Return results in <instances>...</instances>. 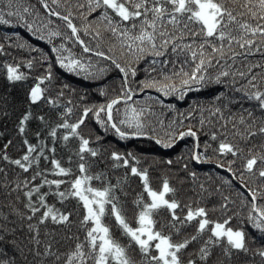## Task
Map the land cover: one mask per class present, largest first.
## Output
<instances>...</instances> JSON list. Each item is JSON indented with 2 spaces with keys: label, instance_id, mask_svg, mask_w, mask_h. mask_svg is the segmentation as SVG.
<instances>
[{
  "label": "snow or ice",
  "instance_id": "obj_1",
  "mask_svg": "<svg viewBox=\"0 0 264 264\" xmlns=\"http://www.w3.org/2000/svg\"><path fill=\"white\" fill-rule=\"evenodd\" d=\"M40 3L49 16L57 17L70 30V34H63L64 42L59 46L54 45L51 49L55 54V63L66 72L83 75L85 79L97 77L108 70L100 68L94 71L95 65L90 60L85 64L76 58L66 46L67 42H72L79 45L83 53H92L114 66L122 74L121 87L119 92L111 97L107 86L97 89L99 95L105 98V102L84 106L82 114L73 122L71 118L75 106L71 100L67 103L61 102L69 85L63 84L56 96L49 94L51 88L48 85L54 81L51 64L45 75L35 77V83L25 93L23 101L25 107L17 117L16 123V131L22 138L23 154L16 159L10 158L7 150L12 145V140L4 144V151L0 154V158L19 168L22 173L32 172L30 178L27 176L23 180L18 178L15 187L9 192V195L12 192H22L23 199L17 195L16 200L22 203L23 208L9 204L10 213H0L3 218V222H0V245L5 246L0 247V264H209L217 248L220 249V255L213 264H236L233 256H239L241 253L258 256L259 264H264V142L251 144L256 137L264 141V117L255 118L252 110L245 109L247 118L243 114L238 119L234 115L225 118L220 107L212 106L225 98L224 93L214 97L212 105L207 109L203 104L200 106L201 113L207 110L209 117L218 115L219 120L223 121L221 128L224 131L219 134L212 131L209 140L212 142L219 140L218 148L213 149V152L222 156L231 155L232 159L227 161L226 168L233 179L239 174L237 196L241 207L247 208L244 217H241L239 212L227 215L229 205L235 204L236 201L221 194L223 203L219 205V210L226 216L222 221L210 218V211H216V208L211 210L203 206L193 208L191 204L182 208L181 202L176 198L177 188L172 185L167 175L163 176L160 187L154 189L149 169L140 167L141 161L132 151L122 153L111 150L107 159H102L109 150L93 146L100 145L102 138L96 136L93 141L91 134L85 136L81 132L86 118L91 114L104 132H111L122 141L148 137L167 149L172 148L177 140L192 137L195 143L188 149L189 159L208 162L210 158L207 156V149L211 144L205 141V151L201 152L199 136L191 126L179 132L172 128L165 133L164 138L156 134V129L151 127L145 115L152 112L151 105L146 102L149 100H155L160 104L163 102L159 97L151 96L146 97L144 102L134 100L136 90L132 87V81L137 75L134 62L139 63L145 57L151 56L153 71L157 64L167 66L172 63L174 66L171 74L162 69L159 78L139 81L137 84L139 92L154 89L161 96L175 95L183 100L194 88L199 90L210 82L219 84L222 79L227 80L229 76L233 77L234 87L237 73L230 71L231 65L221 66V70L215 76L208 75V69L213 66L214 56L207 54L206 49L210 48L212 54L223 58L225 41L229 48L234 41L241 48L246 46L250 48L255 41L247 37L249 35L255 37L257 34L264 37V24L253 27L248 22L241 23L222 0H87L89 13L101 9L98 20L119 40L123 49L121 55L130 57L127 62L121 63L108 54L112 49L106 53L85 44L79 35L80 29L73 23L71 12L62 14L60 11L50 9L46 0H40ZM52 4L59 6V0H52ZM79 7L83 8L84 5L81 4ZM244 7L253 20L264 21V0H255L254 3L248 0ZM32 14L33 8L19 3L18 0H3L0 3V24L9 25L15 19V22L28 32L39 33L40 39L47 38L50 44L53 37L62 36L59 30H49L45 37L42 28H47L52 21L49 19L42 27H35V20L29 19ZM169 25L173 30H179L180 35L169 32L167 30ZM190 25L195 30L190 29ZM236 29L240 32L239 36L233 34ZM88 31L87 27L84 28L85 34H88ZM185 33L192 38L191 43L183 42ZM99 35V31H96V36ZM197 37L202 39L198 46L195 43ZM213 41H219V46ZM17 46L20 48L28 46L32 51H38L31 49L26 42ZM96 47L100 49L99 44ZM169 47L172 56L177 58L185 56L179 70L175 69L176 60L163 59L168 56ZM0 51H3L2 45ZM235 55L233 53V56ZM189 63L192 65L191 70L185 71L184 66ZM24 66L32 69L33 61L28 60ZM2 67L9 83L26 81L28 78L20 70L19 63L6 62ZM238 75L244 77L246 73L239 72ZM234 90L243 93L247 100L255 101L258 110L264 113V76H260L258 80V75H252L246 86L234 87ZM227 106L224 105L225 108ZM167 107L174 108L173 105ZM4 115L7 116L9 113L5 111ZM31 122L36 124L32 130L35 143L27 136L28 125ZM207 122L210 124L211 119ZM179 123L182 126L183 120ZM205 123L206 120L201 115V128ZM229 123L232 125L231 133L228 131ZM229 134L232 136L231 140L228 138ZM221 135L223 139H220ZM249 144L251 146H248ZM181 159H184L183 154L177 157V161ZM161 163L170 167L173 161L169 159ZM237 163L238 168L235 167ZM109 164L110 168L107 167ZM217 166L224 168L225 164L217 162ZM187 167L185 164V171ZM121 168L124 169V175L116 177L113 182L110 171ZM0 172H4V169L0 168ZM189 175L195 180V172H190ZM49 176L53 178L50 179ZM130 179H137L141 188L132 201L136 210L135 226H132L124 214L121 201V194L127 196L125 187ZM221 179L224 184L232 186V180ZM4 187L7 189L8 184ZM200 187L204 190L203 184ZM50 197L54 203H49ZM69 200H75L77 205L82 207L79 227L84 231V239L81 241L78 236H64L62 240L74 239L75 244L67 251H60L63 244L52 238L55 233L45 230L43 233L45 239H41V226H46L49 221L53 225H68L72 213L58 208L56 203L65 205ZM162 211L168 213V219L166 223H160L157 227L158 221L155 217ZM180 212H183V215L178 214ZM9 216H15L17 219L10 220ZM106 219H114L117 230L127 240V244L114 237L110 224L105 223ZM234 219L239 221L235 228L230 226ZM25 223L30 234L26 242L16 236L17 227H9V224L23 227ZM193 224L196 227L192 234L185 235L179 240L174 239V236H180L184 229ZM246 225L258 233L261 246L250 248V242L255 243L257 238L253 237L250 241ZM165 229L168 231L165 232ZM192 244H199L198 249L188 252L185 256L184 253ZM7 247L12 250L11 256L5 250ZM133 247L138 251L139 260L129 255V249Z\"/></svg>",
  "mask_w": 264,
  "mask_h": 264
},
{
  "label": "trees",
  "instance_id": "obj_2",
  "mask_svg": "<svg viewBox=\"0 0 264 264\" xmlns=\"http://www.w3.org/2000/svg\"><path fill=\"white\" fill-rule=\"evenodd\" d=\"M2 2L3 0H0V3ZM18 2L33 8V14L29 19L35 20V27H42L47 24L49 19L52 21V24L48 25L47 28H42L45 37H47V32L49 30H59L62 33V36L53 37L52 43L50 44L48 43L47 38L40 39L39 33L34 34L28 32L26 28L21 27L16 23L15 19H13V22L9 25L0 24V45L3 46V51H0V154L4 151V144L9 140H12L13 143L7 150L8 155L12 159L19 158L23 154L22 138L16 131V123L17 117L25 107L23 103L25 93L27 89L35 83V77L46 74V69L49 64L52 65L54 76L53 83L48 85V87L51 88L49 94L56 96L57 91L63 84L69 85V88L65 90V95L61 102L67 103L68 100L72 101V105L75 106L71 118L73 122L82 114V108L84 106L92 104L98 105L105 102V98L99 95L97 89L107 86L108 94L111 97L119 92L122 80V74L119 73L114 66H111L109 62L96 57L92 53H83L82 48L79 45H74L72 42H67L66 46L76 58L81 59L85 64L90 60L92 64L95 65V68L93 69L94 71H98L100 68H107L108 70L97 77L85 79L83 75L68 73L60 68L59 65L55 63V54L52 53L51 49L54 45L59 46L63 43V34H70V30H68L66 24L57 17L49 16L48 12L40 3V0H18ZM46 2L50 9L60 11L62 14H68L71 12L73 23L80 29L79 35L81 39L84 40L85 44H88L94 50H103L106 53H108L109 49H112L108 54L118 59L121 63H125L130 59L127 55H121L123 49L120 46L119 40H117V38L106 29L105 25L98 20L101 9L89 13L87 0H59V6L52 4V0H46ZM222 2L226 7L233 11V14L236 15L237 20L241 23L248 22L252 24L253 27L257 24H264V21L258 19L253 20L251 18L250 13L244 7L248 0H222ZM252 2L254 3L255 0H252ZM81 4L84 5L83 8L79 7ZM241 13H243L242 16L240 15ZM86 27L89 29L88 34H85L84 32V28ZM180 27L182 28L183 25ZM233 27L235 28V26ZM190 29L195 30L191 25ZM167 30L173 32L174 35H180L179 30H173L170 25L167 26ZM96 31H99V37L96 36ZM233 34L239 36L240 32L236 29ZM17 36L19 39H17ZM247 38L255 41V44L250 48L248 46L241 48L235 41L229 48L227 41H225V55L223 58H219L217 54H212L211 49L207 48V54L214 56L212 62L213 66L208 69V75L215 76V74L221 70V66L226 67L227 65H231L230 71L237 73L235 76V88L246 86L252 75H258V80L260 76H264V37L257 34L255 37L249 35ZM24 42H26L27 45H30L31 49H36L38 51H32L28 46L24 48L17 46ZM183 42L191 43L192 38L185 33V39ZM201 42L202 39L197 37L195 42L196 45L198 46ZM213 42L219 46V41ZM97 44L100 45V49H97ZM168 53V56L163 59L176 60L175 69L179 70L181 64H183L185 56H180L179 58L172 56L171 47H169ZM233 53L236 55L233 56ZM65 55H67V53H65ZM45 56L47 57L46 60L44 59ZM188 59L190 61V56ZM217 59H219V64H217ZM28 60L33 61L32 69H28L24 66L25 62ZM6 62L19 63L21 65L20 70L28 77L27 80L9 83L2 67ZM255 65H260V67H255ZM134 67L137 69L135 80L132 81V87L136 90L134 100L144 102L146 97L151 96L153 98L159 97L163 102L162 104L157 103L155 100H149L146 102L148 105H151L152 112L146 113L145 115L147 116V120L150 122L151 127L156 129V134L159 137L164 138L165 133L172 128H174L176 132H179L188 129V127L191 126L192 130L196 131L199 136V150L201 152L205 151V141H209L211 144V147L207 149V156L210 158L208 162H198L189 159L190 152L188 149L195 143V140L192 137H184L182 140H177L172 148L167 149L163 148L162 145L156 144L155 140L148 137H135L130 140L122 141L113 133L104 132V130L95 122V119L91 114L86 118L85 124L81 128V132L85 136L91 134V139L93 141L96 136L102 138L100 145H93L94 147L100 146L102 149L109 150L104 154L102 159H107L111 150H116L122 153L132 151L137 157H139L141 161L140 167L149 169V176L154 189L160 187L163 176L167 175L172 185L177 188L176 198L181 202L182 208L188 204H191L193 208L197 206L207 207L209 210L216 208V211H210V218L222 221L226 218L225 214L219 210V205L223 203L221 197V194H223L236 201L235 204L229 205V212L227 215H233V213L239 212L241 217L246 216L247 208L241 207L239 197L237 196V189L240 184L239 174L233 179L231 173H229L226 168L227 161L232 159V157L230 154L222 156L219 153L213 152V149L218 148L219 140L215 142L209 140L212 131H217L218 134L224 131V129L221 128L223 121L219 120L218 115L209 117V112L207 110L201 113L199 109L201 104L207 109L209 105H212L214 97L224 93L225 98L212 106L220 107L224 112L225 118L234 115L238 119L241 114L247 118V112L244 111L245 109L252 110L253 117L255 118L264 117V113L258 110L256 102L247 100L243 93L234 90L232 76H229L227 80L222 79L219 84L210 82L199 90L194 88L185 95L183 100L178 99L175 95L167 97L161 96L154 89H146L144 92H139L137 88L139 81L151 79L153 77L159 78L162 69L168 74H171L174 66L172 63H169L167 66L157 64L155 66V71H153L152 57L147 56L139 63L134 62ZM191 67L192 65L189 63L184 66V70L190 71ZM249 68H251L250 73ZM239 72H245L246 75L241 77L238 75ZM130 80H132L131 77ZM81 97H84V99L82 100ZM225 104L228 105L227 108L224 107ZM168 105H173L174 108H168ZM121 107H123V105H121ZM5 111H7L9 115H4ZM190 112L191 116H189ZM201 115H203L206 120L203 128L200 126ZM208 119H211L210 124L207 122ZM180 120H183L182 126L179 123ZM35 127V122H31L28 125L29 131L27 136L32 143L36 142L32 135V130H34ZM231 130L232 125L229 123V133H231ZM223 138L224 137L221 135L220 139ZM228 138L231 140L232 136L229 134ZM261 142L264 141H262L260 137H256L251 141V144H259ZM251 144L248 146H251ZM182 154L184 159L177 161V157ZM169 159L173 161L172 166L169 167L161 163V161ZM64 160H67L66 155L64 156ZM217 162L224 163L225 167H218ZM185 164L188 166L187 171L184 170ZM41 167H44L43 161L41 162ZM107 167L110 168V164L107 165ZM235 167L238 168L239 163H237ZM0 168L4 169V172H0V213L8 214L10 213V208L8 207L9 204H15L17 207H20L21 209L23 208L22 203L16 200L17 195H20L23 199L22 192H12L11 195H9L10 189L15 187V181L18 178L20 180H23L26 176L30 178L32 172L22 173L19 168L8 164L2 158H0ZM5 172L7 173L6 178ZM190 172L196 173L195 180L189 175ZM109 174L112 177L113 182H115L116 177H122L124 175V169L121 168L115 171H110ZM49 178L51 179L53 177L49 176ZM221 178L232 180V186L230 187L229 185L224 184ZM38 182L39 181L37 180V183ZM5 184H8L7 189L4 187ZM201 184H203L204 190L201 189ZM218 188L219 191H217ZM140 191L141 188L139 181L137 179H130L128 185L125 187L127 196L121 194L124 214L132 226H135L134 216L136 211L132 205V201ZM209 193H211V195H209ZM197 201H199V204H197ZM54 202L55 201L50 197L49 203ZM56 206L62 208L64 211L72 213L71 222L66 226H59L53 225L51 221H49L46 226H41V239H45L43 235L45 230L55 233L52 238L61 241L63 244V247H60V251H67L69 248L74 247L75 240L64 241L62 240V237L78 236L81 241L84 239V231L79 227V219L82 216V207H79L75 200H69L65 205L56 203ZM178 214L183 215V212ZM155 218L158 221L157 227H159L160 223L167 222L168 213L162 211ZM9 219L16 220L17 217L9 216ZM0 222H3L2 216H0ZM34 222L35 221H33V223ZM105 223L110 224L115 238L119 239L122 243L127 244V240L122 237L121 233L117 230L114 219H106ZM238 224L239 221L234 219L230 226L235 228ZM9 227H17L18 231L16 236L25 242L27 241L30 234L27 231L26 223L23 227L12 224H9ZM195 227L196 225L193 224L191 227L184 229L181 235L174 236V239L179 240L185 235L192 234ZM167 231L168 230L165 229V232ZM246 231L249 234L250 241L253 237L257 238L255 243L250 242V248L254 249L261 246L258 233L247 225ZM0 247L5 246L0 245ZM198 247L199 244L190 245L184 255L187 256L188 252H194ZM5 250L8 251L9 256L13 254L10 247L5 248ZM129 255L136 260L140 259L135 247L129 249ZM219 255L220 249L217 248L214 250L212 261H210L209 264H213V261H215ZM259 260L260 258L258 256L254 257L251 253L247 255L241 253L239 256H233V261L236 262V264H259Z\"/></svg>",
  "mask_w": 264,
  "mask_h": 264
}]
</instances>
